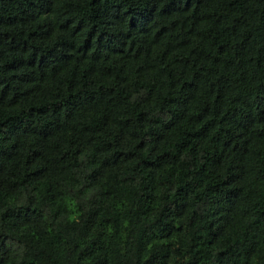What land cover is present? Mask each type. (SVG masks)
<instances>
[{
	"label": "trees",
	"instance_id": "trees-1",
	"mask_svg": "<svg viewBox=\"0 0 264 264\" xmlns=\"http://www.w3.org/2000/svg\"><path fill=\"white\" fill-rule=\"evenodd\" d=\"M0 264H264V0H0Z\"/></svg>",
	"mask_w": 264,
	"mask_h": 264
}]
</instances>
